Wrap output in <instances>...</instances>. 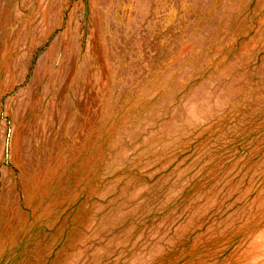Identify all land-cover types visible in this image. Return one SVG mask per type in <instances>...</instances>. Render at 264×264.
Wrapping results in <instances>:
<instances>
[{"label": "rangeland", "instance_id": "374dc122", "mask_svg": "<svg viewBox=\"0 0 264 264\" xmlns=\"http://www.w3.org/2000/svg\"><path fill=\"white\" fill-rule=\"evenodd\" d=\"M0 264H264V0H0Z\"/></svg>", "mask_w": 264, "mask_h": 264}]
</instances>
